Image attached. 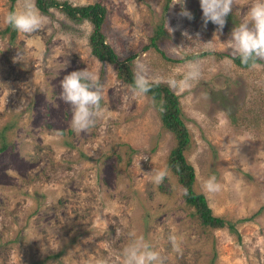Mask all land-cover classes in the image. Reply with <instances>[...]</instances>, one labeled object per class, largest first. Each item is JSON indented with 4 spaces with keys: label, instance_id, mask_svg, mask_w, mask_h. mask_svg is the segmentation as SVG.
<instances>
[{
    "label": "rangeland",
    "instance_id": "374dc122",
    "mask_svg": "<svg viewBox=\"0 0 264 264\" xmlns=\"http://www.w3.org/2000/svg\"><path fill=\"white\" fill-rule=\"evenodd\" d=\"M68 1L102 3L107 42L120 58L135 53L150 81L169 86V78L184 79L194 59L171 62L144 48L166 0ZM196 1L171 0L163 15L169 37L160 49L171 58L231 52L227 42L235 26L226 23L219 33L211 22L205 26ZM251 3L236 0L240 22ZM9 6L0 0V145L7 141L0 151V264H95L98 258L121 264L130 234L148 242L163 264H264V209L256 213L264 205V68L250 71L210 53L195 58L198 80L171 88L192 138L187 159L195 188L213 214L235 224L238 240L227 228L201 226L184 203L165 166L172 133L162 128L148 95L134 96L111 64L91 54V24L52 8L39 11L48 21L38 31H17L10 41L1 34ZM20 9L17 0L13 11ZM182 9L193 18L182 16ZM87 68L101 78L106 111L95 128L76 132L61 81ZM157 172L169 192L160 190ZM212 176L220 185L215 192L205 187Z\"/></svg>",
    "mask_w": 264,
    "mask_h": 264
},
{
    "label": "clouds",
    "instance_id": "9594fccd",
    "mask_svg": "<svg viewBox=\"0 0 264 264\" xmlns=\"http://www.w3.org/2000/svg\"><path fill=\"white\" fill-rule=\"evenodd\" d=\"M234 5H236V0H200L204 25L211 22L217 26V33L221 32L226 24V17L233 11ZM181 15L190 20L193 18L186 9H182ZM5 21L18 32L34 33L47 23L48 18L39 12L35 0H21V9L9 11ZM182 35L191 39L187 32ZM62 38L70 41V37L66 35ZM213 40H218L216 33H214ZM212 43L213 41L204 45L211 46ZM227 43L231 49V58H225L224 63L232 64L235 59L239 58L241 65L250 71L264 68V64L261 63L264 62V0H252L242 21L232 29ZM134 63L133 82L127 87L134 96L147 95L152 87L147 68L140 61ZM186 69L183 80L168 79L170 88H176L179 85L190 86L192 81L201 77V62L199 60L188 61ZM61 88L62 99L73 109L72 129L76 132H88L95 128L106 111L101 106L104 86L100 82L98 74L88 68L72 71L63 77ZM57 135L62 134L57 133ZM163 178L164 174L161 172H157L154 176L158 183ZM205 187L212 192L220 189L215 176L205 182ZM169 240L174 246L176 245L175 236H170ZM120 259L121 264H163L160 254L142 237H135V234H130V242L121 250ZM95 264H109V261L105 258H98Z\"/></svg>",
    "mask_w": 264,
    "mask_h": 264
},
{
    "label": "trees",
    "instance_id": "16d2710c",
    "mask_svg": "<svg viewBox=\"0 0 264 264\" xmlns=\"http://www.w3.org/2000/svg\"><path fill=\"white\" fill-rule=\"evenodd\" d=\"M17 0H9V11H13V4ZM171 0H166L163 8V14L152 27L149 35V40L146 48H153L158 51L164 58L171 62H182L187 59H195L207 54H214L219 58H231L230 51L225 52H209L203 51L201 53L189 54L185 57L171 58L164 54L160 49V43L169 37V34L164 26V13L168 9ZM199 0L196 1L198 5ZM37 9L44 14L50 13V9L54 8L64 14L67 18L75 22L87 21L91 24L92 30L88 36V46L90 52L101 62L111 64L115 71V76L120 81L130 85L134 78V59L135 53H130L124 58H120L114 48L107 42L105 30L107 29L108 10L100 2H92L86 4H72L68 0H35ZM228 26H236L240 23L239 18L235 16L232 11L226 17ZM17 31L10 25H6L1 34H7L10 41L15 39ZM234 64L238 67L245 68L241 65L239 58L234 60ZM102 77V75H101ZM100 82L101 78L99 77ZM151 91L147 93L153 101L155 107L158 109V115L161 121L162 128L172 133L175 144L168 152L165 159L166 169L175 176L176 181L181 189V196L184 203L192 208L193 215L196 217L198 223L210 229L227 228L237 235L240 239L235 224L230 220L213 214L206 196L195 188L196 176L193 165L187 159V153L190 150L192 143L191 134L183 121L182 110L179 102V97L174 91L165 83L151 81ZM7 144L6 139L0 145V151L5 148ZM167 183L163 180L159 184L162 192H169ZM264 209L262 205L258 211ZM249 219V218H243Z\"/></svg>",
    "mask_w": 264,
    "mask_h": 264
}]
</instances>
